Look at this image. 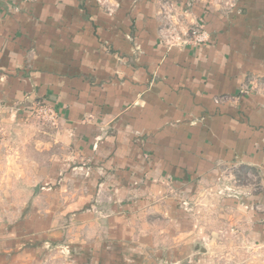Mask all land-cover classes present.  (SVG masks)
I'll return each mask as SVG.
<instances>
[{
  "label": "crops",
  "instance_id": "crops-1",
  "mask_svg": "<svg viewBox=\"0 0 264 264\" xmlns=\"http://www.w3.org/2000/svg\"><path fill=\"white\" fill-rule=\"evenodd\" d=\"M228 1L1 0L0 197L30 194L34 213L51 183L57 217L106 220L97 237L143 251L149 214L177 219L179 189L218 167L249 166L264 190V0ZM194 24L207 42L186 37ZM39 97L57 129L28 116Z\"/></svg>",
  "mask_w": 264,
  "mask_h": 264
},
{
  "label": "rangeland",
  "instance_id": "rangeland-1",
  "mask_svg": "<svg viewBox=\"0 0 264 264\" xmlns=\"http://www.w3.org/2000/svg\"><path fill=\"white\" fill-rule=\"evenodd\" d=\"M233 1L224 10L232 8ZM165 5L160 17L169 22L172 12ZM186 30L187 37L189 28ZM247 86L239 94H250ZM259 93L264 94V88ZM28 112L39 127L59 126L54 104L43 98L32 101ZM14 128L10 131L14 140L9 144L17 150L25 145L17 138L18 132L26 128ZM260 179L249 166L228 164L218 167L210 185L180 188L186 201L179 208L184 212L177 219L170 214H149L143 251L110 237H97L98 224L104 227L106 220L92 221L90 228L80 231L81 222L57 217L58 192L47 194L51 183L43 186L46 193L35 202L34 213L27 201L30 194L21 193L16 203L0 197V264H264V204L255 200L264 191ZM123 191L120 189L121 194ZM45 200L48 202L42 205ZM162 206L164 209L166 204ZM119 207L126 210V204ZM39 215L46 219H34ZM123 222L114 225L121 227Z\"/></svg>",
  "mask_w": 264,
  "mask_h": 264
},
{
  "label": "built area",
  "instance_id": "built-area-1",
  "mask_svg": "<svg viewBox=\"0 0 264 264\" xmlns=\"http://www.w3.org/2000/svg\"><path fill=\"white\" fill-rule=\"evenodd\" d=\"M23 1L30 2L32 0ZM188 32L190 34L188 33L187 38H189V40L194 44L205 43L209 40V34L202 26L194 24L192 27L189 28Z\"/></svg>",
  "mask_w": 264,
  "mask_h": 264
}]
</instances>
